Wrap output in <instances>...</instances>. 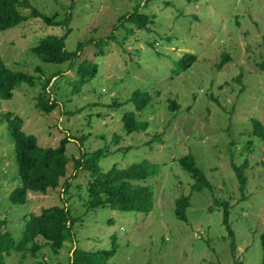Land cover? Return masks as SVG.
<instances>
[{"label": "rangeland", "instance_id": "374dc122", "mask_svg": "<svg viewBox=\"0 0 264 264\" xmlns=\"http://www.w3.org/2000/svg\"><path fill=\"white\" fill-rule=\"evenodd\" d=\"M30 2L59 19L73 5L66 48L85 46L75 63L43 62L33 47L47 35L64 34L66 27L47 25L27 8L21 9L27 21L0 31V56L7 65L38 77L34 86L21 84L11 99H0V217L17 240L27 218L44 207L65 205L78 220L58 253L45 245L36 256L13 252L7 264H71L76 248L110 252L104 264H260L264 140L253 130L254 119L264 123V0ZM135 12L139 21L121 24ZM187 53L197 60L178 72ZM224 53L229 59L220 68ZM87 60L96 62L98 71L84 83L78 70ZM47 78L52 80L46 92ZM137 89L151 96L142 111ZM42 100L57 105L47 112L38 105ZM9 111L24 119V131L43 147H57L70 135L71 156L107 150L100 163L104 171L115 163L155 165L156 174L140 182L154 191L151 211L88 209L84 172L69 193H31L26 203L14 204L10 194L21 181L5 117ZM131 111L147 122L146 129L127 131L123 117ZM189 153L212 188L192 190L196 178L180 162ZM235 166L246 176L243 191ZM181 196H191L187 221L176 213ZM224 201L231 205L235 250L224 224Z\"/></svg>", "mask_w": 264, "mask_h": 264}, {"label": "trees", "instance_id": "16d2710c", "mask_svg": "<svg viewBox=\"0 0 264 264\" xmlns=\"http://www.w3.org/2000/svg\"><path fill=\"white\" fill-rule=\"evenodd\" d=\"M75 2V0H73ZM27 8L31 16L41 17L47 25L66 27L62 35L50 34L40 39L33 47V52L45 63L63 64L75 63L82 52L85 42H79L75 51L66 48V39L71 32L72 8L64 19L57 15L49 16L39 11L30 0H0V31H6L20 26L29 19L21 9ZM138 13H131L121 18L123 21H139ZM118 27V26H116ZM113 38V36H111ZM90 42V41H88ZM229 56L224 53L219 64L222 68ZM197 60L193 53L185 54L179 61L178 72L186 71ZM40 69V68H39ZM98 64L92 61H84L80 64L78 74L82 82L96 75ZM38 77L21 70L9 67L0 56V99L8 100L14 96V91L21 84L34 86ZM39 79H42L39 76ZM47 78L44 89L47 92L51 83ZM79 82V81H78ZM80 83V82H79ZM82 84V83H81ZM137 110L142 111L151 100L150 94L137 89L135 91ZM38 105L47 112L52 111L57 103L42 100ZM13 134L21 184L12 190L10 199L14 204H24L30 199V194L47 195L50 191L62 189L63 193H69L72 182L82 172L89 176L87 182L88 197L86 206L88 209L108 207L121 211L150 212L153 207L154 191L149 185L141 184L151 175L156 174V166L144 161L122 168L115 163L109 170L104 171L100 165L107 156V150L82 151L80 156L68 154V144L71 136H65L57 147H43L38 138L33 134H27L24 127V119L11 111L5 113ZM124 123L128 132L141 131L147 128V122L137 119L135 112L124 113ZM254 134L264 140V123L254 119ZM182 166L191 172L196 178L192 185L193 191H201L206 187L212 188L205 172L197 165L196 158L189 153L181 158ZM73 169V173L71 172ZM241 190L246 187V176L243 167L235 166ZM191 196H181L176 200V213L179 218L187 221V208L190 206ZM65 203V198H62ZM224 206V224L232 239L231 246L236 248L235 233L230 223V204L222 202ZM78 219L73 217L70 209L65 205H53L44 207L40 213H32L26 220L24 234L17 240L11 231L7 229L6 222L0 217V264H7V258L13 252L36 256L45 245H49L58 253L65 241L73 236V225ZM42 237L44 243L38 241ZM263 258L260 264H264V233L261 235ZM110 252L89 251L76 248L72 256L71 264H104Z\"/></svg>", "mask_w": 264, "mask_h": 264}]
</instances>
